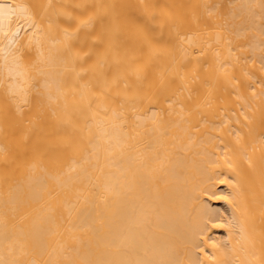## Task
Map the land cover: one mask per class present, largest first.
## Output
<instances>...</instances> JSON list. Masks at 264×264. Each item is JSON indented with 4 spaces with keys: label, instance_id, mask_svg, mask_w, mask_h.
I'll use <instances>...</instances> for the list:
<instances>
[{
    "label": "bare ground",
    "instance_id": "obj_1",
    "mask_svg": "<svg viewBox=\"0 0 264 264\" xmlns=\"http://www.w3.org/2000/svg\"><path fill=\"white\" fill-rule=\"evenodd\" d=\"M0 264H264V0H0Z\"/></svg>",
    "mask_w": 264,
    "mask_h": 264
}]
</instances>
